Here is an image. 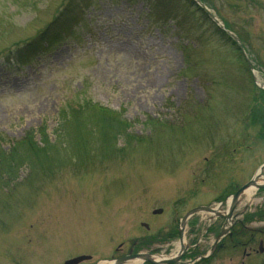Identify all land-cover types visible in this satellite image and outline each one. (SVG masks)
Here are the masks:
<instances>
[{
	"label": "rangeland",
	"instance_id": "obj_1",
	"mask_svg": "<svg viewBox=\"0 0 264 264\" xmlns=\"http://www.w3.org/2000/svg\"><path fill=\"white\" fill-rule=\"evenodd\" d=\"M205 1L242 39L264 84V0ZM188 2L0 0L2 158L28 132L40 144L42 125L53 143L72 105L91 102L132 124L117 140L93 139L85 157L67 131L48 156L18 148L16 180L0 186V264L79 255L95 264L133 244L172 256L178 237L144 243L167 239L192 209L217 207L264 165V99L233 44ZM130 134L141 138L136 145H126ZM234 215H255L244 227L259 235L248 245L237 239L246 246L237 250L225 243L205 264H264V189L241 198ZM225 227L195 215L184 230L188 251L205 256Z\"/></svg>",
	"mask_w": 264,
	"mask_h": 264
},
{
	"label": "trees",
	"instance_id": "obj_2",
	"mask_svg": "<svg viewBox=\"0 0 264 264\" xmlns=\"http://www.w3.org/2000/svg\"><path fill=\"white\" fill-rule=\"evenodd\" d=\"M191 4L194 6L193 3ZM197 11L203 19L207 18L202 10L197 8ZM215 31L216 36L220 41H230L217 28H215ZM87 115L96 116L97 119L94 123L87 124L88 122L86 123L83 121ZM145 123L152 129L153 127H158L156 123L150 121ZM131 127V123L129 124L123 120V113L121 112L115 113L91 102L69 106L67 109L60 112V124L58 129H56L57 136L53 143H50L49 137L46 134V128L42 125L38 130L41 140L40 144L34 143V133L28 132L20 143L13 145L11 151L7 153L10 154L9 157L2 158L4 152L2 151V148L0 149V186L12 188L17 177V174L15 173L19 170V164L16 162L15 155H17L18 148L20 147H26L27 157L38 159L41 156H48L50 154L48 151L49 149L53 150L60 146L63 147V138L67 131V133L70 132L69 137L71 138V143H69V145L74 148L77 156L85 157V155L88 156L90 154L89 149L92 147V143L90 147L89 142L93 139L103 142L114 141L121 136L129 134L128 131L131 130ZM140 139L141 138L137 136H128L126 137V145H136ZM0 142H2V139H0ZM253 219L254 216H247L245 222L249 223L253 221ZM254 234L255 233L243 231V241L246 242L253 240ZM172 238H174L173 235H169L168 239Z\"/></svg>",
	"mask_w": 264,
	"mask_h": 264
},
{
	"label": "water",
	"instance_id": "obj_3",
	"mask_svg": "<svg viewBox=\"0 0 264 264\" xmlns=\"http://www.w3.org/2000/svg\"><path fill=\"white\" fill-rule=\"evenodd\" d=\"M264 169V166L260 169V171H262ZM259 179V176H255L249 183H247L245 186H243L242 188H240L236 194L232 197V201H231V204H230V207H229V211H228V215L226 216H222L220 215L219 213L215 214V216L217 217H223L227 220H230L231 217H232V213L238 203V199L241 198V195L249 188H255L256 190H259V189H262L264 188V185H257V180ZM198 211H203V212H207V213H212V212H215L214 210L210 209V208H199V209H196V210H192L190 211L189 213H187L185 215V217L183 218L182 220V227L184 226L185 222L187 219H189L193 214H195L196 212ZM162 213L161 210H158V211H155L153 212L154 215H160ZM145 227V226H144ZM182 233V232H181ZM184 251V249H182V252ZM150 257L147 256V255H135V256H127V257H124V258H121L117 261H115L113 264H124L126 263L127 261H130V260H134V259H143L144 262H147V263H150V264H157L153 261H151L149 259ZM84 258H79V259H76V260H73V261H70L69 263L67 264H78L79 262H81ZM180 259V255H178L175 259H172V260H164L162 261L161 264H177L178 261Z\"/></svg>",
	"mask_w": 264,
	"mask_h": 264
},
{
	"label": "bare ground",
	"instance_id": "obj_4",
	"mask_svg": "<svg viewBox=\"0 0 264 264\" xmlns=\"http://www.w3.org/2000/svg\"><path fill=\"white\" fill-rule=\"evenodd\" d=\"M261 184H264V177L262 178H259L258 180H257V185H261ZM254 193H255V188H249V189H247L244 193H243V195L241 196V198H245V200H248L249 202L250 201H252L253 200V198H254ZM241 198H239L238 199V201H240V199ZM229 203V202H228ZM217 213H220V211H218V212H212V213H210L211 215H215V214H217ZM222 215H225V212L222 214ZM184 248L185 247V238H182V240L179 242V245H178V249L179 248ZM178 249H177V251H178ZM151 259V261H154V262H159V263H161L162 261H164V260H166V258L165 257H163V256H154V257H151L150 258ZM143 262H144V260L143 259H137V260H134V261H131V262H129L130 264H143ZM101 264H111V263H101Z\"/></svg>",
	"mask_w": 264,
	"mask_h": 264
},
{
	"label": "flooded vegetation",
	"instance_id": "obj_5",
	"mask_svg": "<svg viewBox=\"0 0 264 264\" xmlns=\"http://www.w3.org/2000/svg\"><path fill=\"white\" fill-rule=\"evenodd\" d=\"M233 230H234V229H233ZM233 230H229L228 234H226L225 237L221 239V241L218 243L217 247H219L220 245H222L223 240H226V239H230V238H232L233 233H234ZM238 243H239V244H238V248H244V247H246V246H244L243 244H241L240 242H238ZM223 247H224V246H221V248H219V250H222ZM235 247H237V245H235ZM216 249H218V248H216Z\"/></svg>",
	"mask_w": 264,
	"mask_h": 264
}]
</instances>
